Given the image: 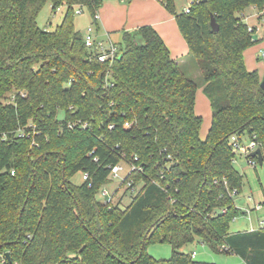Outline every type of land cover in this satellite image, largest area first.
<instances>
[{
  "label": "trees",
  "instance_id": "1",
  "mask_svg": "<svg viewBox=\"0 0 264 264\" xmlns=\"http://www.w3.org/2000/svg\"><path fill=\"white\" fill-rule=\"evenodd\" d=\"M103 1L0 0V254L7 264H208L182 251L201 242L264 264V228L230 231L242 213L231 193L243 184L231 138L256 141L264 158V91L244 59L257 42L244 13L264 0H192L189 13L160 0L205 81L204 140L198 86L154 28L124 32L106 62L86 46L76 8L98 28ZM48 3L67 7L54 31L38 24ZM132 162L122 183L135 191L131 203L99 201L111 168ZM79 172L88 178L76 185ZM153 244L171 245V258L149 256Z\"/></svg>",
  "mask_w": 264,
  "mask_h": 264
},
{
  "label": "rangeland",
  "instance_id": "2",
  "mask_svg": "<svg viewBox=\"0 0 264 264\" xmlns=\"http://www.w3.org/2000/svg\"><path fill=\"white\" fill-rule=\"evenodd\" d=\"M177 11L180 13L184 12L185 9L189 6L190 1L192 0H175ZM67 10L66 6L61 7L57 11L52 10L50 3L46 4L44 9L39 15L38 24L41 28L54 31L57 26L62 23L65 12ZM81 10L76 8V11ZM258 11V10H256ZM256 11H253L252 8H248L246 15H249L248 23L251 26H255L258 30L253 34V39L257 41L253 46L264 42V28H262V23L259 22L257 18ZM92 16L86 8L82 9V13L76 14L75 16V26L78 31L82 34L86 33L87 28L92 23ZM139 44H144L142 39H138ZM252 46V47H253ZM262 50L259 55L260 62H264L262 58ZM188 62L186 64V75L188 78L196 82L198 86L197 94V108L196 113L203 118V126L200 133L201 139H205L206 134L211 123V106L207 96L204 94L205 81L200 73V70L197 66L196 61L189 54ZM205 101V103L203 102ZM59 118H63V112L59 113ZM245 143L249 144L250 140L245 138ZM255 164L252 165L250 160L245 155L236 154L234 166L236 170L243 176V184L240 193L234 195V204L241 210L242 213L235 218L231 225L230 231H246L251 228H264V162L260 164L258 161H254ZM130 168L128 165L125 166V171L121 174L119 179L111 181L106 186H103L102 189H108L111 194L115 193L122 185L123 179L129 173ZM72 182L76 185H81L84 182V175L82 172L77 173ZM135 192L128 191L126 187H121L117 193H115L114 205L120 204L122 209H125L132 200V197ZM99 201H104L100 196V193L97 195ZM186 253L195 252V260L202 263L208 264H234L233 258L226 256L224 254H216L210 250L208 246L197 242L193 245L186 246L182 249ZM172 246L169 244H153L147 248V253L149 256L153 257L156 260H168L172 256Z\"/></svg>",
  "mask_w": 264,
  "mask_h": 264
},
{
  "label": "crops",
  "instance_id": "3",
  "mask_svg": "<svg viewBox=\"0 0 264 264\" xmlns=\"http://www.w3.org/2000/svg\"><path fill=\"white\" fill-rule=\"evenodd\" d=\"M251 8L253 11L257 10L255 7ZM246 11L244 13V22L249 27L254 28V31L252 32V34H254L255 31L258 30V28L255 26H251L248 23V19L250 16L246 15ZM177 13L180 12L177 11ZM97 14L99 16L98 28H95L96 42L98 45H102L105 48H109L111 45L118 46L123 42L124 32L133 33L141 27L151 26L156 30V32L160 35V37L166 44L172 59H174L177 64H179V66L186 74V64L188 63L186 61L189 58V54L191 55L189 46L182 33L180 32L175 16L166 9V7L162 4L160 0H104L102 7L98 10ZM91 25L92 23L89 25V27ZM139 38L142 39L141 37H137L136 40H138ZM262 50L264 51V42L250 47L244 53L246 68L249 71H258L261 77V81L264 78V62H260L261 56L259 55ZM263 55L264 53L262 54V58L264 59ZM203 102L205 103V101ZM196 108L197 98L195 110ZM210 127L211 123L209 125L208 132L210 130ZM262 224H264V222ZM254 230H256V228H251L250 230L246 231ZM237 232L245 231H236L232 233ZM224 255L233 258L232 260H234V264H246V262L242 258L235 254Z\"/></svg>",
  "mask_w": 264,
  "mask_h": 264
},
{
  "label": "built area",
  "instance_id": "4",
  "mask_svg": "<svg viewBox=\"0 0 264 264\" xmlns=\"http://www.w3.org/2000/svg\"><path fill=\"white\" fill-rule=\"evenodd\" d=\"M193 1H191L189 3V6L185 9L186 13L190 12V8L193 5ZM82 13V9L77 11V14ZM257 16L259 19V22L262 23V28H264V9L263 10H258L257 11ZM99 16L98 14H96L95 19L98 20ZM249 31L253 32L254 28L249 27ZM85 36V42H86V46L89 49L92 50H96L98 55H97V59L100 62H106L108 60H113L116 57H118L119 55V48L117 45H111L109 48H105L102 45H98L96 42V28L94 25H91L90 27H88ZM264 57V55H263ZM70 127H72L71 124H69ZM83 127H86V124L83 125ZM125 127H129L128 123H125ZM110 128H113V126H110ZM26 136V133L24 130L20 129L17 133V137L18 138H24ZM231 145L233 147L234 150V154L236 156V154H240V155H245L249 160L250 163L252 165L255 164L254 161H257V159H252L250 157V154L254 151H256L257 149H259V145L256 141H250L249 144H246L245 141L243 142L242 139H240L238 136H233L231 138ZM135 160H137V158H135ZM233 162H235V157L233 159ZM128 165L130 168L129 173H131L132 171L137 169V166L132 162V163H121L118 164L114 167L111 168V173L109 176V180L113 181L115 179H119L121 177V174L125 171V166ZM129 173L126 175V177L123 179V182L127 179V176L129 175ZM88 178L87 175H84V180H86ZM122 182V183H123ZM128 187H131V183L128 182L127 183ZM122 187V185H121ZM120 187V188H121ZM119 188V189H120ZM117 189L115 191V193H117V191L119 190ZM135 192V191H133ZM100 196L103 198L104 201H102L104 204H111L114 202V198H115V193L111 194L110 191H108V189H101L100 190ZM236 193H238L237 190H233V192L231 193L232 196L236 195ZM196 256V253L193 252V257ZM8 263V258L7 255L4 254H0V264H7ZM18 264V263H15Z\"/></svg>",
  "mask_w": 264,
  "mask_h": 264
},
{
  "label": "water",
  "instance_id": "5",
  "mask_svg": "<svg viewBox=\"0 0 264 264\" xmlns=\"http://www.w3.org/2000/svg\"><path fill=\"white\" fill-rule=\"evenodd\" d=\"M211 27H212L213 31H215V32L219 31V29H220L218 23L216 22V18H215L214 16L211 18ZM261 88H262V90L264 91V78H263L262 81H261ZM250 156H251L252 158H256L257 161H258L260 164H263V162H264V158H263L262 151H261L260 149H257L256 151L252 152V153L250 154ZM7 258H8V260H9V262L11 263L12 261H11V257H10L9 254H7Z\"/></svg>",
  "mask_w": 264,
  "mask_h": 264
}]
</instances>
